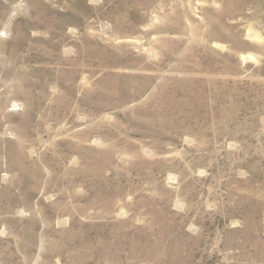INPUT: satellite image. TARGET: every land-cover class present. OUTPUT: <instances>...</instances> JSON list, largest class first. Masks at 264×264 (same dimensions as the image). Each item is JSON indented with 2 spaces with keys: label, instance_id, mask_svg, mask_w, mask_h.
I'll return each mask as SVG.
<instances>
[{
  "label": "rangeland",
  "instance_id": "374dc122",
  "mask_svg": "<svg viewBox=\"0 0 264 264\" xmlns=\"http://www.w3.org/2000/svg\"><path fill=\"white\" fill-rule=\"evenodd\" d=\"M0 264H264V0H0Z\"/></svg>",
  "mask_w": 264,
  "mask_h": 264
}]
</instances>
